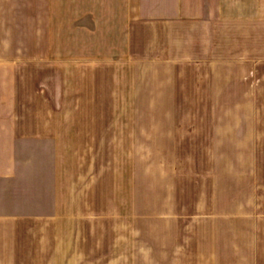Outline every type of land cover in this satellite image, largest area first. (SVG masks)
Returning a JSON list of instances; mask_svg holds the SVG:
<instances>
[{"label": "crops", "instance_id": "crops-1", "mask_svg": "<svg viewBox=\"0 0 264 264\" xmlns=\"http://www.w3.org/2000/svg\"><path fill=\"white\" fill-rule=\"evenodd\" d=\"M124 99L214 116L213 201L144 208L136 160L124 201ZM258 163L264 0H0V264H264Z\"/></svg>", "mask_w": 264, "mask_h": 264}, {"label": "rangeland", "instance_id": "rangeland-1", "mask_svg": "<svg viewBox=\"0 0 264 264\" xmlns=\"http://www.w3.org/2000/svg\"><path fill=\"white\" fill-rule=\"evenodd\" d=\"M138 102L135 109L133 100H120L117 109L124 110V113L95 116V122L111 123V127L118 130L116 140L112 138L111 155L120 168L117 179L122 180L124 201L130 198L134 160L142 166L144 208H161L168 203L180 205L213 201L214 145L211 141L198 139V132L185 128L188 123L212 122L214 116L184 115L181 112L183 100H174L171 104L174 109H169V105L160 100L143 99ZM168 110L176 112L154 113ZM256 165L260 168L256 178L262 183L264 163ZM154 178L158 181L156 185L148 186L149 180Z\"/></svg>", "mask_w": 264, "mask_h": 264}]
</instances>
